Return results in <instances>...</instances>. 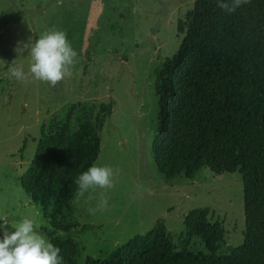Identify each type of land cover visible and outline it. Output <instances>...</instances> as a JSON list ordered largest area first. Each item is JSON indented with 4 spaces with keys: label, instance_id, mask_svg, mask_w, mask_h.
Returning <instances> with one entry per match:
<instances>
[{
    "label": "rangeland",
    "instance_id": "rangeland-1",
    "mask_svg": "<svg viewBox=\"0 0 264 264\" xmlns=\"http://www.w3.org/2000/svg\"><path fill=\"white\" fill-rule=\"evenodd\" d=\"M193 3L0 0V223L11 228L28 218L46 240L44 232L71 240L76 264L87 258L103 260L160 223L176 251L206 254L200 239L185 235L183 220L194 209H206L210 222L222 225L225 243L219 254L242 245L245 218L239 172L214 176L201 169L193 180H166L152 157L159 112L154 72L179 50L183 36L177 35V23ZM53 28L64 31L77 52L71 75L54 87L30 73L27 52L18 57L14 51L18 43H34ZM10 66L22 70L26 79L13 78ZM85 121L100 138L94 164L118 173L111 189L90 190L78 204L75 194L70 210L59 219L67 229L55 230L30 202L19 179L33 159L41 132L66 125L73 133ZM102 197L108 206L90 214L88 208H96Z\"/></svg>",
    "mask_w": 264,
    "mask_h": 264
},
{
    "label": "trees",
    "instance_id": "trees-1",
    "mask_svg": "<svg viewBox=\"0 0 264 264\" xmlns=\"http://www.w3.org/2000/svg\"><path fill=\"white\" fill-rule=\"evenodd\" d=\"M176 30L183 36L179 50L154 72L159 112L152 157L166 180H193L201 169L214 176L239 172L243 243L219 254L222 225L211 223L206 209H194L183 220L185 235L200 239L206 254L176 251L160 223L107 258L84 264H264V0L231 14L217 0H194ZM99 152V135L88 121L73 133L66 125L41 132L19 183L53 229H67L59 219L78 190L74 181ZM43 234L60 248L63 264H76L71 240Z\"/></svg>",
    "mask_w": 264,
    "mask_h": 264
},
{
    "label": "clouds",
    "instance_id": "clouds-1",
    "mask_svg": "<svg viewBox=\"0 0 264 264\" xmlns=\"http://www.w3.org/2000/svg\"><path fill=\"white\" fill-rule=\"evenodd\" d=\"M250 0H217V7L231 14ZM30 39L27 44H17L14 51L18 57L25 52L31 57L30 73L38 80L55 86L65 76L71 75L77 52L66 38V33L55 28L41 34L35 42ZM16 60L11 65L15 64ZM11 76L16 80L26 79L25 73L15 67H9ZM118 170L109 166L93 164L75 179L77 192L74 203L90 190L96 188L111 189L114 187V175ZM108 206L107 198L102 197L96 208L89 207L88 212L94 215L98 210ZM0 264H63L60 248L46 240L34 226L31 219L24 218L17 226L8 227L0 223Z\"/></svg>",
    "mask_w": 264,
    "mask_h": 264
}]
</instances>
